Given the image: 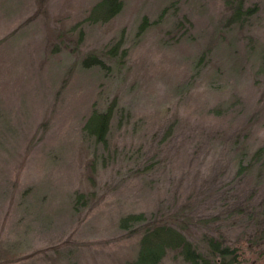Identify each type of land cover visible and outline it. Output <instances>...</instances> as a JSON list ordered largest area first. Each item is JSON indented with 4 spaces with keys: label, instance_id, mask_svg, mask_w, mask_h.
Returning <instances> with one entry per match:
<instances>
[{
    "label": "rangeland",
    "instance_id": "1",
    "mask_svg": "<svg viewBox=\"0 0 264 264\" xmlns=\"http://www.w3.org/2000/svg\"><path fill=\"white\" fill-rule=\"evenodd\" d=\"M97 1L0 0V251L23 257L6 264H123L139 238L119 226L128 214L264 264V243L248 244L264 192L236 175L264 144V0H240L255 9L241 31L225 23L237 0H122L109 22L80 23ZM111 102L103 148L81 129ZM77 190L92 195L74 209Z\"/></svg>",
    "mask_w": 264,
    "mask_h": 264
},
{
    "label": "trees",
    "instance_id": "2",
    "mask_svg": "<svg viewBox=\"0 0 264 264\" xmlns=\"http://www.w3.org/2000/svg\"><path fill=\"white\" fill-rule=\"evenodd\" d=\"M176 1L178 0H173V2ZM231 3L230 1H226L229 11V15L225 21L226 26H235L241 31L246 21L255 13V9H244L240 0L235 1L234 5H231ZM122 7V0H99L87 10V15L80 23H107L121 12ZM147 23L146 18H144L139 25V32L144 29ZM79 25L74 24L66 32L78 30ZM64 34V31L60 32L59 36L63 35L64 37ZM80 37L81 34L77 37L78 41ZM119 45L116 42L107 52V55L111 58L117 56ZM82 64L84 66L102 65L99 59L93 55H87L83 58ZM114 114V102H111L104 110L93 108L81 129L84 139L96 146L101 145L105 148L109 142L110 123ZM121 121L122 119L118 120V127L121 125ZM170 130L171 127L168 128L166 133ZM242 154L244 152L239 155L237 160L236 175L243 174L244 172L251 174L250 172H252L254 186L260 187V192H264V144L252 149L246 165L243 164ZM95 162L96 157H93L88 163L87 168L89 173L87 172L86 174L88 175V179L92 177ZM253 169L256 170L253 172ZM27 193L25 191L23 196ZM91 195V192L75 191L73 208L77 209L79 206H84ZM261 201L264 203L263 199ZM242 210V207L238 208V216L243 213ZM244 213H247L246 217L248 221L254 214L253 211ZM171 221L161 217L147 219L143 214H128L120 218V228L124 230L131 229L132 233H139L133 255L123 264H162L163 260L170 254L179 259L182 264H241V255L238 248L229 246L221 237L203 234L199 242H194L187 237L182 227H176ZM254 229L248 240L250 247L259 245L261 242L264 243V222H261L259 227ZM22 258L16 252L0 251V263H12Z\"/></svg>",
    "mask_w": 264,
    "mask_h": 264
}]
</instances>
